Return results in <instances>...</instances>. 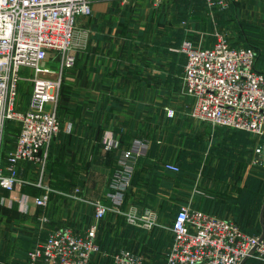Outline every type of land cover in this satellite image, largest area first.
Segmentation results:
<instances>
[{
	"label": "crops",
	"instance_id": "obj_1",
	"mask_svg": "<svg viewBox=\"0 0 264 264\" xmlns=\"http://www.w3.org/2000/svg\"><path fill=\"white\" fill-rule=\"evenodd\" d=\"M225 2L92 0V13L77 19L76 63L65 70L58 107L62 128L49 147L51 160L71 151L72 168L57 163L48 168L44 179L52 190L48 202L39 205L36 197L44 189L31 177V164L17 163L23 182L12 190L0 187V264H27L30 249L53 228L83 230L93 222L103 251L91 264H106L120 247L155 252L159 224L130 227L124 215L130 208L142 213L145 206H165L172 194H180L173 201L178 207H199L260 235L264 151L256 147L264 145V136L192 116L194 97L182 90L187 54L181 45L186 39L210 46L222 32L233 45L254 46L257 66L264 70V44L247 33L255 31L248 22L255 24L256 16L264 15V0ZM105 138L117 145L106 149ZM16 139L5 140L4 151ZM136 139L145 148L136 156L121 211L111 209L97 219L94 205L80 196L99 197L113 207L111 179L123 149ZM168 162L180 171L168 169ZM197 176L200 188L192 184ZM169 239L165 250L172 232ZM253 255L244 264H264Z\"/></svg>",
	"mask_w": 264,
	"mask_h": 264
},
{
	"label": "built area",
	"instance_id": "obj_2",
	"mask_svg": "<svg viewBox=\"0 0 264 264\" xmlns=\"http://www.w3.org/2000/svg\"><path fill=\"white\" fill-rule=\"evenodd\" d=\"M206 1L210 6L227 4L225 0ZM91 13L92 0H0V187L12 190L23 182L17 169L20 160H35L45 166L50 144L62 128L59 99L65 70L76 63L72 48L77 19ZM181 50L187 54L182 90L194 97L191 114L262 138L264 70L257 66L258 50L251 45H233L223 34L210 46L186 39ZM23 68L34 71L24 76L33 85L27 108H20L17 103ZM9 120H15L20 130L15 146L4 151ZM116 145L112 138L104 139L106 149ZM144 148V141L136 139L133 146L123 149L108 193L113 207L99 197L80 196L94 205L97 219L111 209L121 211L136 156ZM256 151H264V145L257 146ZM166 167L181 169L172 162ZM44 176L45 170L35 182L44 189L36 197L39 205L48 202L52 190ZM75 191L79 193V188ZM125 214L129 222L148 229L158 224L151 210ZM97 229L96 222L83 230L69 225L53 228L30 249L27 264H89L101 250ZM171 230L173 240L166 264H241L255 247L251 255L264 259V238L259 240V234L245 231L237 221L199 207L179 206ZM113 258L117 264L144 262L143 255L129 247L114 251Z\"/></svg>",
	"mask_w": 264,
	"mask_h": 264
},
{
	"label": "rangeland",
	"instance_id": "obj_3",
	"mask_svg": "<svg viewBox=\"0 0 264 264\" xmlns=\"http://www.w3.org/2000/svg\"><path fill=\"white\" fill-rule=\"evenodd\" d=\"M256 17H258L257 20L255 19L257 21V23L251 24L250 22H248V24H247L248 28L251 27L255 31L251 32L248 30L247 33H249L251 36H253L255 40H260V42L262 44H264V15L256 16ZM249 18H252V16L249 15ZM220 33L224 34L222 32H220ZM75 41H76V36H75L73 44H75ZM263 63L264 62L262 61V64ZM259 65H261V63H259ZM33 73H34V71L31 68H23L21 70V74L23 75V77L32 75ZM32 88H33V85H32L31 80H29L25 77L20 80L18 97H17V103H18V106L20 108H27L29 106V100H30ZM60 101H61V99H59V103H60ZM13 130L14 131L11 130L9 132V134H8L9 138H14L15 128ZM248 134L251 137L254 136L253 133L252 134L248 133ZM256 138H258V137H256ZM24 161H27L29 164H31V166H30L31 170H32L31 177L33 178V180L34 179L37 180V178L41 174H43L44 170H45V172H47L48 168L49 167L52 168V166L55 163L61 165L64 168H70L71 169L72 168V152L71 151H69V152L65 151L63 154L60 153L59 158H53L51 160V149L49 148L47 160H46L44 167H43L42 163L35 161V160H24ZM201 168H202L201 166L197 167L196 168L198 170L197 172L201 173L202 172ZM254 168L255 167H253V166L250 167L252 175H253L252 172H255ZM256 172L259 173V171H256ZM202 174H204V173H202ZM197 177L199 179H197ZM197 177H195L192 184L194 185L195 188H200L203 185V182H201V179L199 176H197ZM26 184H28V182H26ZM127 190H128V188H127ZM179 196H180V194H179ZM179 196H178V194H177V196H175V194L169 195L167 197L168 199H166V201H165V204H166L165 206L164 205L160 206V207L145 206L142 208V211L143 210L144 211L145 210H151L156 214L157 221L159 224L158 228L160 231V233H159V241H160L159 249H157L155 252H150V253H147L146 250H145V252H143V251L140 252L144 257V262L142 264H166L165 257H166L167 249L165 250L164 247H165L166 243L170 240L169 238H170V234L172 232L171 231L172 220H173V217L175 215L176 210L178 209L177 203H174L173 201L178 199ZM131 210L136 211L135 209H132V208H130L128 211H131ZM124 216L126 219V223H128V225L130 227H133V226H131V225H133V223L128 221L127 215L125 214ZM134 225H136V224H134ZM147 233H149V231H147ZM106 264H117V263L114 261V258L112 256V257H108V261L106 262Z\"/></svg>",
	"mask_w": 264,
	"mask_h": 264
},
{
	"label": "trees",
	"instance_id": "obj_4",
	"mask_svg": "<svg viewBox=\"0 0 264 264\" xmlns=\"http://www.w3.org/2000/svg\"><path fill=\"white\" fill-rule=\"evenodd\" d=\"M15 128V134L14 135H16V136H14L15 138H17V136H18V133H19V130H20V125L15 121V120H9L8 121V123H7V128H6V136H5V140H7V139H9V137H8V134H9V132L12 130V131H14L13 129ZM128 191V190H127ZM127 191H126V195H127ZM126 197V196H125ZM178 209H179V207H178ZM178 209L176 210V212H175V214L177 213V211H178ZM175 216V215H174ZM261 223V222H260ZM134 225V224H133ZM242 226V225H241ZM242 228L245 230V231H247V232H249V233H252V234H258V233H256V232H252V231H250V230H248V229H246V228H244L243 226H242ZM97 241H98V234H97ZM98 243H99V245H100V251L99 252H102L103 251V248H102V245L100 244V242L98 241ZM121 248V247H120ZM132 248V247H131ZM119 248H117L116 250H118ZM135 249V248H134ZM116 250H114V251H116ZM168 251V250H167ZM114 253V252H113ZM112 253V254H113ZM167 253V252H166ZM95 255V254H94ZM255 255H250V257H254ZM94 257V256H93ZM93 257H92V259H91V261H90V263L89 264H91V262H92V260H93ZM112 257V256H111ZM254 259H256V258H254ZM258 259V258H257ZM166 262V261H165Z\"/></svg>",
	"mask_w": 264,
	"mask_h": 264
},
{
	"label": "water",
	"instance_id": "obj_5",
	"mask_svg": "<svg viewBox=\"0 0 264 264\" xmlns=\"http://www.w3.org/2000/svg\"><path fill=\"white\" fill-rule=\"evenodd\" d=\"M260 221H261V225H262V230H261V233L259 235V240H262L264 238V202L261 206ZM255 249H256V247L253 250H251V252L242 260L241 264H244L246 259L254 252Z\"/></svg>",
	"mask_w": 264,
	"mask_h": 264
}]
</instances>
